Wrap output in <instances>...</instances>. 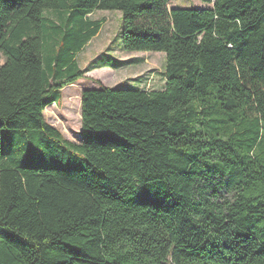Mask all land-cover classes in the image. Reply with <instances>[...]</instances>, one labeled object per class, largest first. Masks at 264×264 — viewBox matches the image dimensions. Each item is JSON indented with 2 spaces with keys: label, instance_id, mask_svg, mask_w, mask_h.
Here are the masks:
<instances>
[{
  "label": "trees",
  "instance_id": "16d2710c",
  "mask_svg": "<svg viewBox=\"0 0 264 264\" xmlns=\"http://www.w3.org/2000/svg\"><path fill=\"white\" fill-rule=\"evenodd\" d=\"M0 0V264H264V0ZM121 47L165 85L86 88L80 142L44 111ZM57 15V20L47 13Z\"/></svg>",
  "mask_w": 264,
  "mask_h": 264
},
{
  "label": "rangeland",
  "instance_id": "374dc122",
  "mask_svg": "<svg viewBox=\"0 0 264 264\" xmlns=\"http://www.w3.org/2000/svg\"><path fill=\"white\" fill-rule=\"evenodd\" d=\"M202 0H169L170 8L209 7ZM57 20V15L47 13ZM121 12L119 10H95L89 14L92 20L102 21L101 29L77 53V62L82 69L103 59L121 62L118 67H97L85 77L62 90L59 102L48 105L45 120L58 129L65 140L79 143L81 138V95L86 88L141 87L159 90L165 85V53L163 51H127L121 47ZM1 63L3 58H0Z\"/></svg>",
  "mask_w": 264,
  "mask_h": 264
}]
</instances>
